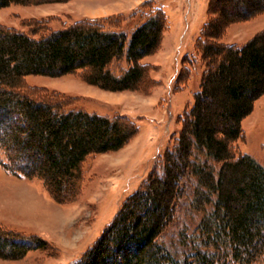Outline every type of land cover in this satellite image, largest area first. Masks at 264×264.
I'll return each mask as SVG.
<instances>
[{
	"label": "trees",
	"instance_id": "trees-1",
	"mask_svg": "<svg viewBox=\"0 0 264 264\" xmlns=\"http://www.w3.org/2000/svg\"><path fill=\"white\" fill-rule=\"evenodd\" d=\"M66 1L0 0V9ZM230 4L247 12L231 17ZM263 13L264 0H209L195 45L205 71L176 143L76 264H264V165L238 147L243 120L264 94V31L242 46L221 42L230 25ZM131 17L139 19L126 29L110 17L60 29L36 21L28 32L0 26L2 164L43 181L57 201L78 193L89 157L122 149L138 126L126 116L79 109L57 92L31 91L24 79L79 72L103 90H137L148 82L143 59L169 25L164 10L150 4ZM122 62L126 70L115 73ZM19 152L28 165L18 164ZM13 240L0 231V256L29 249Z\"/></svg>",
	"mask_w": 264,
	"mask_h": 264
},
{
	"label": "rangeland",
	"instance_id": "rangeland-1",
	"mask_svg": "<svg viewBox=\"0 0 264 264\" xmlns=\"http://www.w3.org/2000/svg\"><path fill=\"white\" fill-rule=\"evenodd\" d=\"M146 4L164 10L169 28L155 53L143 59L150 66L148 82L137 90H103L87 83L79 72L24 79L27 89L63 94L89 113L126 116L138 126V133L118 151L89 157L78 193L72 198L65 195V201L55 200L40 179L10 173L2 164L7 156L0 150V231L14 238L13 243L19 240L29 248L16 258L0 256V264L79 263L126 199L141 188L152 171L161 168L165 152L180 135L183 115L200 89L205 69L195 45L207 20L209 0H69L0 9V26L22 32H28V25L36 21H49L54 29H60L82 19L108 17L126 29L140 17L133 19L131 14ZM228 10L231 17L247 12L242 4H230ZM262 31L264 13L230 25L221 42L242 46ZM126 67L122 62L113 65V70L118 74ZM242 129L240 152L264 165V94L243 120ZM6 130L3 127L0 134ZM35 157L41 163L42 155ZM16 158L21 166L29 164L30 159L20 152Z\"/></svg>",
	"mask_w": 264,
	"mask_h": 264
}]
</instances>
